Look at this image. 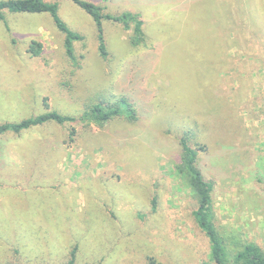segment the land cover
Segmentation results:
<instances>
[{
  "label": "rangeland",
  "instance_id": "rangeland-1",
  "mask_svg": "<svg viewBox=\"0 0 264 264\" xmlns=\"http://www.w3.org/2000/svg\"><path fill=\"white\" fill-rule=\"evenodd\" d=\"M44 1L84 38L70 59L51 13L5 10L0 124L121 98L138 119L0 134V264H214L176 167L185 131L215 178V222L229 250L255 242L264 251V68L220 66L218 0H89L145 20L149 44L132 46L131 30L105 19L106 57L88 12L73 0ZM244 1L264 32V0Z\"/></svg>",
  "mask_w": 264,
  "mask_h": 264
},
{
  "label": "trees",
  "instance_id": "trees-1",
  "mask_svg": "<svg viewBox=\"0 0 264 264\" xmlns=\"http://www.w3.org/2000/svg\"><path fill=\"white\" fill-rule=\"evenodd\" d=\"M78 6L88 12L95 20L98 27V41L100 56L106 57L109 52L104 35L103 21L112 20L121 24L126 30H131L129 41L132 46H147L145 20L139 12L126 11L111 15L104 13L100 5L89 0H73ZM241 1V3H239ZM223 14L217 19L219 28L218 54L220 66L226 68L238 67L252 73H259L264 66L259 59L264 60V32L257 25L249 3L244 0H218ZM5 10L12 12L41 13L49 12L53 16L56 26L65 34L64 45L66 55L70 59H76L74 55L75 42L83 40L84 36L72 30L59 15V5L44 0H2L0 1V19L5 17ZM147 48V47H146ZM237 48L234 55H230L229 49ZM31 52L35 56L42 53L43 46L40 42H32ZM243 50V51H241ZM264 63V61H263ZM235 74V73H233ZM48 106V103H46ZM125 115L130 121L138 119V110L131 100L124 98L110 101H97L90 104L79 115L63 114L57 110L47 109L44 113L29 116L16 122L0 124V134L8 131L20 133L33 126L55 121L58 123L82 121L86 124H94L103 127L113 121L114 118ZM75 130L72 129L71 134ZM195 136L193 131H185L179 138V153L177 159L178 174L189 181L192 192L197 199L198 206L193 214L199 227L206 233L210 241V259L214 264H264V251L255 242L242 243L235 250L230 251L228 245L219 232L212 205V191L214 189V177L209 173V167L205 162L199 161L200 147L192 145L190 140ZM75 250L72 252L74 256ZM73 258L71 260V263ZM146 264H163L154 257H149Z\"/></svg>",
  "mask_w": 264,
  "mask_h": 264
}]
</instances>
